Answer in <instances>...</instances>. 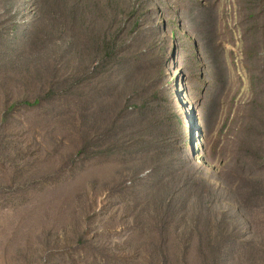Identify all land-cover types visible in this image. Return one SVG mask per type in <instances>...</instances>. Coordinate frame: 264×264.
Listing matches in <instances>:
<instances>
[{
    "label": "rangeland",
    "instance_id": "1",
    "mask_svg": "<svg viewBox=\"0 0 264 264\" xmlns=\"http://www.w3.org/2000/svg\"><path fill=\"white\" fill-rule=\"evenodd\" d=\"M251 257L264 0H0V264Z\"/></svg>",
    "mask_w": 264,
    "mask_h": 264
},
{
    "label": "trees",
    "instance_id": "2",
    "mask_svg": "<svg viewBox=\"0 0 264 264\" xmlns=\"http://www.w3.org/2000/svg\"><path fill=\"white\" fill-rule=\"evenodd\" d=\"M34 102L37 103L38 100H35ZM32 103H33V102H28V104H32ZM253 246H254L253 244H252V246H251V244H250V245H248L247 247H248V249L252 250V248H255V247H253ZM239 255H240L241 258L243 257L242 254H239ZM120 262H122V263H127V262H130V261H128V260H126V259H120ZM250 262L253 263V264H264V261L260 262V261H258L257 259H255L254 257H251V258H250Z\"/></svg>",
    "mask_w": 264,
    "mask_h": 264
},
{
    "label": "water",
    "instance_id": "3",
    "mask_svg": "<svg viewBox=\"0 0 264 264\" xmlns=\"http://www.w3.org/2000/svg\"><path fill=\"white\" fill-rule=\"evenodd\" d=\"M192 127V126H191Z\"/></svg>",
    "mask_w": 264,
    "mask_h": 264
}]
</instances>
